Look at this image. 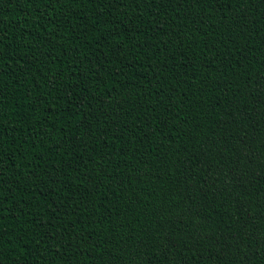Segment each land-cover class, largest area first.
Here are the masks:
<instances>
[{
  "label": "trees",
  "instance_id": "trees-1",
  "mask_svg": "<svg viewBox=\"0 0 264 264\" xmlns=\"http://www.w3.org/2000/svg\"><path fill=\"white\" fill-rule=\"evenodd\" d=\"M0 264H264V0H0Z\"/></svg>",
  "mask_w": 264,
  "mask_h": 264
}]
</instances>
